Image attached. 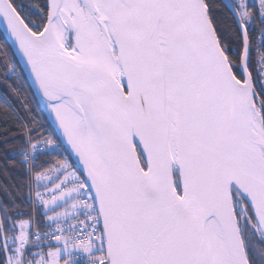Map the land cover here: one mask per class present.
I'll use <instances>...</instances> for the list:
<instances>
[{
  "label": "snow or ice",
  "instance_id": "1",
  "mask_svg": "<svg viewBox=\"0 0 264 264\" xmlns=\"http://www.w3.org/2000/svg\"><path fill=\"white\" fill-rule=\"evenodd\" d=\"M225 7L234 29L212 0H0L60 130L22 123L0 264H264V0Z\"/></svg>",
  "mask_w": 264,
  "mask_h": 264
},
{
  "label": "trees",
  "instance_id": "2",
  "mask_svg": "<svg viewBox=\"0 0 264 264\" xmlns=\"http://www.w3.org/2000/svg\"><path fill=\"white\" fill-rule=\"evenodd\" d=\"M22 2L35 12L38 7H43L45 0H22ZM212 2L216 5L215 11L221 26L226 30L234 29L232 15L222 0H212ZM33 18L35 19L36 15ZM237 46L238 42L233 45V47ZM0 48L6 49L12 59L20 65L21 73L18 78L16 74L5 73L0 66V205L12 206L14 211L27 213L32 210L27 203L28 190L25 186L27 180L18 155L23 147V141L19 139L23 135L22 123L27 124L35 117L39 124L43 125L42 133L52 134L54 137L59 134L1 30ZM39 124L33 127H38ZM58 158L57 155H40L36 164L49 168L50 163L46 162H52ZM72 160H74L73 157Z\"/></svg>",
  "mask_w": 264,
  "mask_h": 264
},
{
  "label": "water",
  "instance_id": "3",
  "mask_svg": "<svg viewBox=\"0 0 264 264\" xmlns=\"http://www.w3.org/2000/svg\"><path fill=\"white\" fill-rule=\"evenodd\" d=\"M222 2L225 4V3H226V0H222ZM0 30L2 31V33H3L4 36H5V38L7 39V41L10 43L11 47L13 48V50H14V52H15V54H16V56H17V58H18V60H19V62H20V64H21V66H22L24 72L26 73V76H27V78H28V80H29L31 86L33 87L34 83H33L32 77H31V75H30L29 69H28V67L25 65L23 58L20 56V54H19L18 51L16 50V46H15V44H14V41H13V39L11 38L10 34L8 33V31L6 30V28L4 27L3 23H0ZM33 89H34V87H33ZM34 91H35V89H34ZM35 93H36V96L38 97V99H39L41 105L43 106V108H44L45 111H46V108H45V106H44L42 100L40 99L39 95L37 94L36 91H35ZM46 112H47V111H46ZM47 114H48V113H47ZM48 116H49V115H48ZM49 118H50V117H49ZM50 120H51V119H50ZM51 122H52V121H51ZM52 124L54 125L53 122H52ZM54 126H55V125H54ZM55 128H56V126H55ZM56 130H57V128H56ZM57 132H58V130H57ZM58 134H59V132H58ZM59 135H60V134H59ZM72 157H73V159L75 160V156L73 155ZM77 166L79 167V165H77Z\"/></svg>",
  "mask_w": 264,
  "mask_h": 264
},
{
  "label": "bare ground",
  "instance_id": "4",
  "mask_svg": "<svg viewBox=\"0 0 264 264\" xmlns=\"http://www.w3.org/2000/svg\"><path fill=\"white\" fill-rule=\"evenodd\" d=\"M33 87H34L35 91L37 92V94L39 95L40 99L42 100V102H43V104H44V106H45V102H44L42 96L40 95L39 91L37 90L35 84L33 85ZM45 108H46V107H45ZM46 111H47V113L49 114L50 119L52 120V122L54 123V125L56 126V128H57V130H58V132H59V134H60V130H59L58 126L56 125L53 116L51 115V113L49 112V110H48L47 108H46Z\"/></svg>",
  "mask_w": 264,
  "mask_h": 264
},
{
  "label": "rangeland",
  "instance_id": "5",
  "mask_svg": "<svg viewBox=\"0 0 264 264\" xmlns=\"http://www.w3.org/2000/svg\"><path fill=\"white\" fill-rule=\"evenodd\" d=\"M233 2H235V0H233ZM251 2H253V3H256V2H257V0H251Z\"/></svg>",
  "mask_w": 264,
  "mask_h": 264
},
{
  "label": "built area",
  "instance_id": "6",
  "mask_svg": "<svg viewBox=\"0 0 264 264\" xmlns=\"http://www.w3.org/2000/svg\"><path fill=\"white\" fill-rule=\"evenodd\" d=\"M31 210H32V208H31Z\"/></svg>",
  "mask_w": 264,
  "mask_h": 264
}]
</instances>
